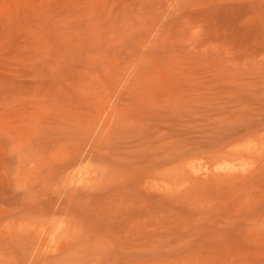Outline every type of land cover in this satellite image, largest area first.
<instances>
[{
	"label": "rangeland",
	"instance_id": "1",
	"mask_svg": "<svg viewBox=\"0 0 264 264\" xmlns=\"http://www.w3.org/2000/svg\"><path fill=\"white\" fill-rule=\"evenodd\" d=\"M0 261L264 264V0H0Z\"/></svg>",
	"mask_w": 264,
	"mask_h": 264
},
{
	"label": "bare ground",
	"instance_id": "2",
	"mask_svg": "<svg viewBox=\"0 0 264 264\" xmlns=\"http://www.w3.org/2000/svg\"><path fill=\"white\" fill-rule=\"evenodd\" d=\"M46 219H47V218H46ZM44 223H45V222H44ZM44 223H43V224H44ZM56 224H57V222H56ZM57 225H58V224H57ZM57 225H55V227H56ZM59 225H60V224H59ZM59 225H58V226H59ZM45 226H46V225H45ZM28 227H29V226H28ZM31 227H32V226H31ZM42 227H44V226H41V228H42ZM59 227H62V226L60 225ZM41 228H40V229H41ZM45 228H46V227H45ZM43 229H44V228H43ZM43 229H42V230H43ZM55 229L58 230L59 228L57 229V227H56ZM55 229H54V230H55ZM61 229H62V228H61ZM42 230H39L41 233L38 231V233H40L41 235H42ZM44 230H45V229H44ZM44 230H43V231H44ZM47 230H48V229H46V231H44L43 234H44L45 232H47ZM51 230H52V229H51ZM49 231H50V230H49ZM52 231H53V230H52ZM52 231H51V233H55L54 231H53V232H52ZM59 231H61V230L59 229ZM59 231H56V232L58 233V237H60V234H59V233H61V232H59ZM51 233L49 232V234H51ZM29 235H30V234H29ZM45 235H47V233H45L43 236H45ZM54 235H56V234H54ZM37 236H38V234H37ZM43 236H42V238H43ZM48 236H50V235H48ZM52 236H53V235H51V239H52ZM54 237L56 238V236H53V238H54ZM40 238H41V237H40ZM47 238H48V237H47ZM49 238H50V237H49ZM36 239H37V238H36ZM37 240H38V239H37ZM50 241H51V243H56L58 240L56 239L55 242L52 241V240H50ZM37 243H38V242H37ZM45 243H46V242H45ZM38 244H39V243H38ZM38 244H37V245H38ZM23 245H24V244H23ZM40 246H41V245H40ZM45 246H46V244H45ZM34 247H35V246H34ZM23 249H24V248H23ZM40 253H41V252H39V254H40ZM27 254H28V252H27ZM40 256H41V255H40ZM37 260H38V259H37ZM44 261H45V259H44ZM0 264H1V261H0ZM5 264H6V263H5ZM37 264H38V263H37Z\"/></svg>",
	"mask_w": 264,
	"mask_h": 264
}]
</instances>
